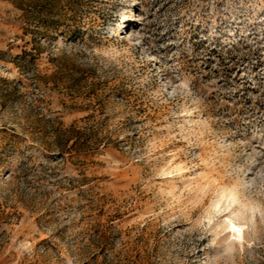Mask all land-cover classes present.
<instances>
[{"label":"clouds","instance_id":"9594fccd","mask_svg":"<svg viewBox=\"0 0 264 264\" xmlns=\"http://www.w3.org/2000/svg\"><path fill=\"white\" fill-rule=\"evenodd\" d=\"M80 3L71 25L37 39L86 86L107 89L103 115L81 132L106 184L129 174L117 206L128 215L105 225L108 235L93 225L99 201L63 155L66 139L38 135L33 120L58 122L64 93L40 83L8 33L0 39V264H264V71H252L264 63V0ZM217 45L227 64L236 57L238 81L219 60L203 71Z\"/></svg>","mask_w":264,"mask_h":264},{"label":"rangeland","instance_id":"374dc122","mask_svg":"<svg viewBox=\"0 0 264 264\" xmlns=\"http://www.w3.org/2000/svg\"><path fill=\"white\" fill-rule=\"evenodd\" d=\"M80 0H0V39L7 36L8 33H15L16 39L19 41L17 50L25 60L30 63L35 62L39 76L42 77L40 83L45 85L53 93L60 89L64 95L58 96L57 99L67 110L62 118L58 121L62 127L67 128L76 125L82 129L86 121L90 118L95 119L96 114L103 115L102 105L103 97L107 89L104 91L93 90L91 86H86V82L82 81L84 75L76 70L71 64H65L61 67L54 59L43 54L44 49L41 48L38 36L48 35L49 29H58L65 25H71L78 16V10L81 9ZM192 40H198L193 35ZM202 44L196 43L195 47L200 49ZM209 60L206 65H202L205 73L209 72L212 64L219 60L224 65V76L231 80L238 78L242 74L236 65V57L232 56V63L227 64L221 54V46L217 45L208 53ZM228 55H231L229 52ZM253 72L264 71V63L252 69ZM207 78V76H205ZM36 123L37 134L41 136L40 128L43 124L41 117L33 116ZM50 126L46 125L45 131ZM42 131V130H41ZM113 150L119 151L115 145ZM91 151L83 153H73L64 155L69 161L83 169V175L87 182L92 186V191L96 193L99 201L97 206L90 210L91 217H98L93 221V225H99L100 231L103 232L105 225H111L112 219L124 221L127 212L123 209L117 211L122 196L126 195L128 181L130 179L128 173L121 174L111 183H105L107 177L102 170L96 165V157L90 155ZM9 212L12 209H8ZM22 216L27 210L17 208L15 210ZM132 217H128L130 221ZM126 223V222H125ZM125 233L128 231L125 228Z\"/></svg>","mask_w":264,"mask_h":264},{"label":"trees","instance_id":"16d2710c","mask_svg":"<svg viewBox=\"0 0 264 264\" xmlns=\"http://www.w3.org/2000/svg\"><path fill=\"white\" fill-rule=\"evenodd\" d=\"M46 125H49L48 131H45L44 128H46ZM42 130V131H41ZM82 129H79L76 127V125H71L67 128L62 127V124L60 122H45L43 121V124L40 128L41 136H49L50 138H61L62 137L66 139L65 147L68 149V151H65L63 155H70L73 153H83L91 151L92 146L89 144L88 139H86V136L82 134Z\"/></svg>","mask_w":264,"mask_h":264}]
</instances>
